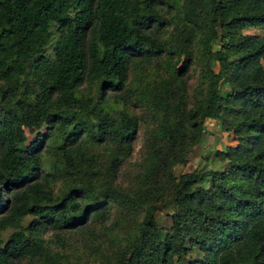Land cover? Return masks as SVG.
Instances as JSON below:
<instances>
[{
  "label": "trees",
  "instance_id": "obj_1",
  "mask_svg": "<svg viewBox=\"0 0 264 264\" xmlns=\"http://www.w3.org/2000/svg\"><path fill=\"white\" fill-rule=\"evenodd\" d=\"M247 27H264V0H0V264H59L42 231L61 247L66 231L104 227L112 199L139 217L111 264H264V35ZM140 81L157 123L143 183L120 196L113 176L138 119L108 101ZM207 120L236 140L214 151L222 167L175 171Z\"/></svg>",
  "mask_w": 264,
  "mask_h": 264
},
{
  "label": "rangeland",
  "instance_id": "obj_2",
  "mask_svg": "<svg viewBox=\"0 0 264 264\" xmlns=\"http://www.w3.org/2000/svg\"><path fill=\"white\" fill-rule=\"evenodd\" d=\"M169 30V27L167 28ZM244 32L255 33L264 35V27H247L243 28ZM47 55H51L50 48L45 52ZM262 65L264 67V59H262ZM158 64V63H157ZM156 66V64H152ZM150 70V69H149ZM154 74L148 75L145 80L147 82H157L165 71L162 67L153 71ZM198 74V66L191 64L188 70L182 75V80L185 84V96L187 104L192 99L191 91L196 85ZM137 74L132 70H129L127 74L128 86H134L137 80ZM152 84V83H150ZM143 82L140 81L135 87L136 92L131 93L127 102L124 103L120 99H109L108 104L114 108H120L125 104L129 111L137 116V130L131 143L129 153L125 155L120 164L118 165L116 172L113 176L112 185L120 196L126 195L130 188H137L141 185L142 180L138 178L139 172H141L145 165V155L148 149L146 140L150 136L152 130H155L156 119L153 117L150 110H147L144 106L138 104V98H140L139 88L143 87ZM109 94H112L111 90H107ZM139 94V95H138ZM46 126L42 125L40 128L33 131L26 130L27 140H32L36 132L42 133L45 131ZM152 137L155 134L151 135ZM157 139V137H155ZM236 143L234 135L230 131L220 129L218 120H207L205 128L199 138V140L192 145L190 151L185 156L183 164H177L174 166L175 171H186L195 167L205 168L207 166L219 168L222 167L224 161H213V153L224 146H232ZM49 147L47 141L40 145V149ZM92 149L100 150V147H92ZM42 151V158L44 161L50 157V151ZM57 186V185H56ZM107 221L104 222V227L100 223H95L93 229L90 230H69L62 234L64 236L63 245L59 247L53 240L51 231L45 229L42 231V236L46 239V246L53 253L54 260L57 256L59 258V264H111L110 259H106L105 253L113 247L115 244V236L125 237L133 234V219L138 218V214L135 212V208L122 210L118 206L116 201L109 200L106 205ZM157 211L158 218L161 223H168L167 216L163 213L164 208H159ZM29 216L26 217V219ZM110 230V232L108 231ZM116 238V237H115ZM112 242V245L109 246ZM107 256V255H106ZM47 262H45L46 264ZM12 264H42L38 259L19 258L13 259ZM53 264V263H51Z\"/></svg>",
  "mask_w": 264,
  "mask_h": 264
}]
</instances>
